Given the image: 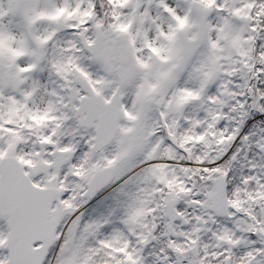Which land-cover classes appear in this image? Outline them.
<instances>
[{
  "label": "snow or ice",
  "instance_id": "snow-or-ice-1",
  "mask_svg": "<svg viewBox=\"0 0 264 264\" xmlns=\"http://www.w3.org/2000/svg\"><path fill=\"white\" fill-rule=\"evenodd\" d=\"M0 264H264V0H0Z\"/></svg>",
  "mask_w": 264,
  "mask_h": 264
}]
</instances>
